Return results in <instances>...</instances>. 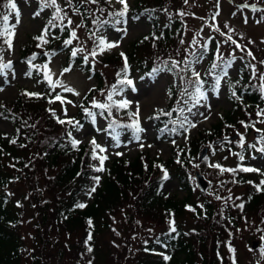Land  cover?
I'll use <instances>...</instances> for the list:
<instances>
[{"label": "trees", "instance_id": "16d2710c", "mask_svg": "<svg viewBox=\"0 0 264 264\" xmlns=\"http://www.w3.org/2000/svg\"><path fill=\"white\" fill-rule=\"evenodd\" d=\"M111 1L99 0L103 11L109 9ZM166 1L136 0L131 9L132 19L137 21L141 17H146L151 25L149 33L134 41L124 52V56L115 54L102 59L104 63L111 62L119 65L118 69L125 70L126 57L127 68L130 66L131 70L134 67L144 75L153 72L154 68H164L167 62V68L171 70L165 71L172 74L175 81L168 89L167 106L157 110L152 118L158 125L159 133L169 135L171 130L169 127L191 107L188 99L190 94H194L196 81L189 78L188 70L179 73L176 68H172L173 61L178 62V67H181L182 60H177L172 48L181 34V27L175 21L162 23L161 12L165 7L160 5ZM5 2L6 0H0V6ZM5 11L0 7V13ZM81 19L83 25L84 23L87 25L83 15ZM105 22L109 23V19L103 21V25ZM47 28L51 37L49 51L64 50L68 38L67 28L63 25L60 27L55 22L49 24ZM86 32L90 34L91 30ZM34 37L21 51L23 62L28 63L32 54L40 50L36 45L39 40ZM0 49H4L2 40ZM67 49L70 51L68 47ZM208 56L210 61L200 77L202 84L206 83L208 78L214 82L221 72L212 68L214 59L212 54L208 53ZM74 60L82 62L80 54ZM190 61L192 59L185 62ZM228 62L229 60L220 63L219 68ZM94 76L97 85L77 102L75 119L73 116L67 118L66 112L53 108L57 103H54L55 95L49 85L38 97L24 95L25 92L33 93L24 91L19 93L13 103L4 104L0 108V117L14 127L13 134L0 133V264H22L24 260L25 245L19 227L26 203L30 210L28 221L32 225L34 238L32 253L28 256L29 264H51L52 259H55L56 264L67 262L105 264L111 253L107 255L102 249L100 239L110 230L112 226L110 219L116 214H122V207H126L125 217L130 222V228L136 224L131 219L132 214L137 211L143 215L155 216L164 224L161 227L149 228L141 251V259L135 264H227L230 260L222 257V253L226 251L222 244H231L235 235L232 230L244 223L247 216L264 218V184L261 183L264 177H257V174L245 176V173L249 172L243 171L239 165L224 167L219 162L217 164L221 168L234 170L221 173L220 168L209 165V159L214 154L211 151L202 161L201 171L206 172L212 181L220 178L221 182H228L230 185L220 188L219 181L217 187L220 198L213 202L202 201L199 204L192 199L191 191H186L185 169L190 167V161L198 159L202 147L213 146L212 141L228 138L242 128L248 132L254 128V116L259 113L263 98L257 78L250 73V68L248 66L240 68L238 77L231 83L232 106L223 120L193 137L187 149L178 147L172 157L159 163L154 160L143 161L140 155L131 162L120 157L107 159L108 165L105 167L103 179H100V185L96 183L92 168L91 143L79 144L77 148H73L69 137L72 129L91 121V117L85 114V109L97 113L108 122L111 121L107 111L89 108L91 98L100 93L102 88L101 76L97 73H94ZM125 79V77L116 79L117 86L123 87L118 91L129 88L127 84L120 83ZM192 81L195 82L194 85ZM121 110V122L125 124L133 122L134 118H130L129 109ZM168 113L171 115H167ZM58 120L65 123H58ZM69 120L73 123H67ZM108 132L111 136L113 128ZM13 140L15 143H12ZM228 145L229 142H226L223 147ZM252 145H256L255 142H252ZM229 147L236 146L231 144ZM244 149L245 147L239 150L240 152L235 151L237 160L244 156ZM162 169L168 173L167 180H163ZM173 179L177 180L180 189L186 192L182 199L165 196L163 193L164 185ZM93 187L96 191L91 192L93 197L91 202L85 204L83 208L77 207L81 204L80 194ZM239 188L244 189V192L237 197L231 191ZM239 205H243V208ZM187 214H195L192 218H198L202 226L184 230L183 216ZM170 221H174L175 232L171 231ZM154 229H159V233L151 237ZM74 235L79 236L77 241H74ZM261 243L262 246L254 252L256 259L262 258L264 254L262 253L264 242ZM89 247L92 249L91 252L88 251ZM164 256L170 259L166 261ZM133 257V252L130 251L124 256V263Z\"/></svg>", "mask_w": 264, "mask_h": 264}, {"label": "rangeland", "instance_id": "374dc122", "mask_svg": "<svg viewBox=\"0 0 264 264\" xmlns=\"http://www.w3.org/2000/svg\"><path fill=\"white\" fill-rule=\"evenodd\" d=\"M135 1L127 0V14L124 17H120L110 15L123 10V5L118 3L117 0L111 1L107 11H103L99 0L97 3H90L87 0H71V4L69 0H57V4L62 9L61 16L66 17L61 24L59 20H52L54 8H46L40 11L39 0H16L21 11V19L19 25L15 28L16 37L12 50L9 51L7 45L4 44V61L11 60L13 67L0 74V88H3V91H0V108L4 104L13 103L21 92L43 93L46 86L49 85L45 79L44 72L50 69L52 80H58L60 85H62H58L55 90L52 89L54 97L60 95L64 100V103H61L55 99L54 103L57 104H54L53 108L60 112H66L67 118L73 116V119H75L77 102L97 85L94 76V73H97L101 76L102 88L100 93H96L91 98L89 108H93V101L103 104L108 102L110 104L111 102L108 101L107 96L110 92H113V86H115L116 93L119 94H113L114 102L118 103L127 100L130 113H134L137 105L139 106L140 127L144 129L143 132L139 133L141 139L140 141L135 140L133 129L127 127L116 128L114 125L115 131H113L111 136L109 135L108 130L110 129L111 121L115 120L123 125L133 123H122L120 120L122 110L117 109L115 106L112 107V115L109 116L111 121L108 122L103 117L96 115L95 122L91 118V121L85 123V125L72 129L71 136H69L70 139L76 138L80 140L79 144L89 143L92 139H95L98 144L107 148L104 153H99V150H97L98 154L107 156L109 160L120 157L127 162H131L140 155L139 157L143 161L154 160L157 163L164 162L172 157L178 147L187 149L188 143L193 137H196L203 130L211 129L223 120L232 106V101L230 100L231 83L238 77L240 68L248 66L250 73L253 75L254 66L255 77L263 98V104L259 112L264 111V92L261 91L264 81L260 79V76L264 75V63H261V61H264V11H252L250 7H243L244 4H255L257 9H264V0H187V3H185V0H167L160 5V7H165L161 12L162 23L166 24L169 20L175 21L181 27V34H179L174 47H172L177 60H182L181 67H177L176 70L182 73L187 59H192L193 61L199 57L200 63H191L192 61H190L189 64L192 69L200 73L201 77L210 61L208 53L213 56L212 65L214 63L218 65L215 70L219 71L220 63L226 60H229L231 66L226 68L227 75H224L222 71L218 74L220 77L218 86L216 82L218 76L214 82L211 81V78H208L206 83L201 84L204 98H201L198 104L193 99H188L189 104H191L189 108L191 111L187 108L184 115L169 127L171 129L169 130V135L159 133L158 125L155 124L152 116L157 110L167 106L169 100L168 89L174 84V76L167 71H161L158 74L151 72L144 75L139 73L134 67L130 70V66L125 70H120L118 69L119 65L111 62L104 63L102 59L105 56L124 53L134 41L149 33L151 25L146 17H141L137 21L132 19L131 9ZM38 11L40 15L35 16L34 13ZM180 13H184V15ZM82 15L87 20V25L86 23L83 25ZM107 19H109V23L105 22L103 25V21ZM50 20L57 23L60 27L63 25V27L67 28L68 38L66 40L72 39V31L76 32L77 38L72 39L71 45H66V50L53 52L54 50L49 51L51 49L49 48L51 37L47 35V44H41L40 41L36 44L40 47V50L29 58L31 64L23 62L22 49L32 42L34 36L42 35L43 29L49 26ZM69 20H71V24H69ZM117 20H120L121 23H115ZM9 24H15L14 14L10 16ZM216 28H219V31H216ZM89 29L91 30L90 34L86 32ZM125 29L126 32L124 31ZM229 35H231L232 40L241 45L240 48H237L235 44L227 40ZM100 38H104L109 43H116L119 46L111 49L105 47L101 54L100 48L97 47ZM193 40L196 41L195 44H193ZM217 47L223 56V60L217 57ZM76 49H83V51H77L76 54V56L80 54L82 62L75 61L76 56H72V51ZM93 50L97 52L94 57L92 56ZM249 52L252 53L251 56L248 55ZM33 56H35V59H32ZM85 57H87V60H85ZM44 65H47V69L44 68ZM66 68L70 70L65 72L64 69ZM188 76L193 81H196L192 71L188 70ZM118 77L132 80L133 85H128L129 88L123 92L118 91L122 87L117 86L116 79ZM193 81L191 82L192 85L195 84ZM183 85H187V83H183ZM66 87L73 89L74 92L65 91ZM74 93H79V95ZM68 101H71V103H68ZM133 118L135 119V117ZM207 118H209L208 122L203 123ZM262 120H264V116L255 115L253 121L255 126L251 132L242 128L238 133H232L229 136L230 145L228 147H223L224 143H228L227 140L225 142L215 140L212 141L213 146H204L200 149L201 151L205 148L207 149L203 159L199 161L196 158V160L190 161V167L185 169V176L187 177L186 191H191V197L194 201L201 204L202 201L213 202L219 197L217 184L221 179L218 178V180L214 179L212 181L206 172L201 171V163L211 151L214 154L209 159V165H216L220 162L224 167L239 165L243 169L255 168L257 171H245L249 172L248 174L245 173V176H255L257 174V177H264V153L257 151V149L264 147V143L260 142L261 137L258 138L254 135L257 129H260L261 135H264V123L260 122ZM181 122H184L183 128L180 127ZM189 122L195 123L196 127H189ZM176 126L180 128L176 129ZM0 133H14L13 125L1 117ZM117 134H119V147L116 146L117 140L114 139ZM241 136L243 137L242 142ZM252 142H255L257 147L252 148ZM241 143H243V147ZM231 144L236 147H229ZM244 147V159L237 160L235 151H239ZM116 153H122V155H116ZM107 165L105 160L104 171L97 172L95 168L100 167L99 160H93L92 162L94 175L99 177V185L100 179H103L105 175V167ZM182 172H184V169ZM195 172H199L208 183V187L204 192L197 189L195 185ZM229 185L228 182L220 181V188ZM243 190L239 188L231 192L235 196L240 197V193L244 192ZM163 193L165 196H173L176 199H182L186 195V192L180 189L179 182L174 179L164 185ZM87 194L91 195V190L86 189L85 193L80 194L79 202L81 204L85 205L91 202L93 197H88ZM27 205L28 203L25 204L26 208L24 207L22 210L19 227L20 235L25 245V257L22 264H29L30 262L28 256L32 253L31 246L34 239L32 225L28 221L30 210ZM122 211V214H116L113 219H110L112 226L100 239L102 249L107 252V255L111 253L105 264H135L141 259V251L143 250V244L146 241L145 237H147L149 228L164 226L159 218L143 215L137 211L132 214L131 219L136 224L133 225V228H130V222L125 217L126 207H122ZM192 216H195V214L183 216L184 225L182 228L184 230L202 226V222L198 218H192ZM158 230L154 229L151 237H155L159 233ZM232 231L235 235L231 244H222L226 249L225 253H222V257L230 260L227 264H233V261H235V264H264V254L259 259L254 257V252L262 246L261 241L264 242V218L255 215L247 216V220L244 219V223ZM74 237V241L79 238L78 235H74ZM256 238L259 240H256ZM253 241L258 242L255 249H251ZM230 249L234 251H230ZM130 251L133 252L134 257L129 262L124 263L123 258ZM51 264H56L55 259L51 260ZM66 264L71 263L67 262Z\"/></svg>", "mask_w": 264, "mask_h": 264}, {"label": "snow or ice", "instance_id": "6c2138e0", "mask_svg": "<svg viewBox=\"0 0 264 264\" xmlns=\"http://www.w3.org/2000/svg\"><path fill=\"white\" fill-rule=\"evenodd\" d=\"M87 2H90V3H97L98 0H87ZM118 3L122 4L123 5V10L122 11H119L115 14H110V15H116V16H120V17H124L126 14H127V11H128V2L127 0H117ZM69 3L71 4V0H69ZM185 3H187V0H185ZM39 4H40V11H43L44 9L46 8H54L55 11L53 13V16H52V20H59L61 22V24L63 23V20L66 18L65 16H61V12H62V9L59 7V5L57 4V0H39ZM0 7H3L6 11L3 12V13H0V40L3 41L4 44L7 45V49L10 51L12 50L13 48V42H14V39L16 37V31H15V28L17 25H19L20 23V19H21V11L16 3V0H6V2L0 6ZM243 7L245 8H251L252 11H264V9H257V6L255 4H252V5H248V4H244ZM76 10V9H74ZM14 14V17H15V24L13 25H10L9 24V18L10 16H12ZM181 15H184V13H180ZM35 16H39L40 15V12H35L34 13ZM52 20L49 21V24H52ZM115 23L119 24L121 23L120 20H117L115 21ZM69 24H71V20H69ZM225 27H227V25H225ZM216 31H219V28H216L215 29ZM48 28H44L43 31H42V35L40 36H37V37H34V39H37L40 41L41 44H47L48 43V40L46 39L47 35H48ZM126 32V29L124 30ZM221 35H223V33H221ZM71 37L72 39H75L77 38L76 37V32L75 31H72L71 32ZM72 39H68L65 41V44L66 45H71L72 44ZM227 40L231 41V43L235 44L237 48H240L241 45L237 44L235 40H232V37L231 35H229L227 37ZM181 43H183V41H181ZM196 41L193 40V44H195ZM251 43V41H250ZM119 45L116 44V43H109L108 41H106L104 38H100L99 39V44H98V48H100V52L102 54V52L104 51V48L106 47L107 49H111L113 47H118ZM77 51H83V49H76V50H73L72 51V56L75 57L76 54H77ZM3 52H4V49H0V74H3L5 72V70H8V69H11L13 67L12 65V61L9 60L7 62L4 61V56H3ZM216 52H217V57L220 59V60H223V56L220 54L219 52V48L217 47L216 49ZM95 55H97V52L95 50H93L92 52V56L94 57ZM122 56H124V53H121ZM193 55H195V53H193ZM248 55H252L251 52L248 53ZM32 59H35V56L32 57ZM253 59H255V57H253ZM85 60H87V57H85ZM29 64H31V60L28 61ZM191 63H200V58L197 57L195 60H193ZM261 63H264V61H261ZM186 66H185V71L187 70H190L192 71V75L196 78V85H195V94H190V99H193L195 101L196 104L199 103V100L201 98H204V94L203 92L201 91V84H202V81L200 79V73L198 71H196L195 69H192L191 68V65L188 63V62H185ZM231 66V63L228 62L227 64H225L223 67H221V71L224 73V75H227V72H226V68L227 67H230ZM178 67V62L176 61H173L172 62V68H177ZM218 65L217 64H213L212 65V68L215 69L217 68ZM44 68L47 69V65H44ZM125 68H127V58L125 57ZM70 69H64L65 72L69 71ZM165 70H168L170 71L171 69H168L167 68V62H165V67L164 68H154L153 69V73L154 74H158L160 73L161 71H165ZM44 76H45V79L48 81V84L49 86L55 90V88L60 85V81H53L52 80V74H51V70L48 69L44 72ZM253 76L255 77V68L253 66ZM260 79L261 81H264V75H261L260 76ZM217 86L219 85V82H220V77L218 76L217 77ZM121 84H127V85H133V81L132 80H128V79H125V80H121L120 81ZM62 86V85H60ZM134 90V89H133ZM0 91H3V88H0ZM65 91H68V92H74L73 89L71 88H65ZM120 91H123L122 89ZM261 91L264 92V84H262L261 86ZM185 92H187V88L185 89ZM116 93V88L115 86H113V92H110L107 96V99L108 101L112 102L111 104H103V103H98L96 101H93L92 103V107L94 108H98V109H101L102 111H107L108 115L111 116L112 115V107L115 106L117 109H127L128 106H129V102L127 100H123V101H120V102H114L113 101V94ZM76 95H79V93H74ZM116 94H119V93H116ZM24 95H28V96H39L38 93H28V92H25ZM56 100H59L61 103H64V100L62 99V97L60 95H57L55 97ZM50 103H52L53 101H49ZM68 103H71V101H68ZM183 111V110H181ZM189 111H191V109H189ZM85 114L88 116V117H91L93 122H95V119H96V115L97 113H94L92 111H89L87 109H85ZM102 114V113H101ZM167 115H171V113H168ZM258 116H264V111H261L259 113H257ZM129 116L130 118L131 117H135V119L133 120V123L132 124H128V125H123V124H118L115 120H113L109 127L110 128H113V125H115V127H127V128H131L133 129V132H134V138L136 141H140L141 137L139 135V133L143 132L144 129L140 127V119H139V116H140V113H139V106L137 105V109L134 113H129ZM261 123H264V120L260 121ZM58 123H65V121L63 120H58ZM67 123L69 124H72L73 122L71 120L67 121ZM175 123V122H173ZM79 124V122H77V125ZM77 125H73V127H76ZM180 127H184V122H181L180 124ZM189 127L191 128H195L196 127V124L195 123H191L189 122ZM245 127H248V125H245ZM79 130V129H78ZM113 131H115V128H113ZM258 132H260L261 130L260 129H257ZM69 136H71V133H69ZM114 139L117 140V144L116 146L119 147V142H118V139H119V134H117L116 137H114ZM227 139V138H225ZM243 141V137L241 136V142ZM81 141L76 139V138H73L71 140V143H72V147L73 148H77L79 143ZM260 142L261 143H264V135H261V138H260ZM12 143H15V140L12 141ZM91 145H92V159L93 160H99V163H100V167H96L95 168V171L97 172H101V171H104V168H103V165H104V162L105 160L108 159L107 156H104V155H99L97 150H99V153H104L107 151V148L105 147H102L100 144H98L96 142L95 139H92L90 141ZM241 146L243 147V143H241ZM141 147H143V145H141ZM252 147H255V146H252ZM257 151L261 152V153H264V147H261L259 149H257ZM116 155H122V153H116ZM241 160L244 159L243 156L240 157ZM179 163V161H177ZM210 167H216V168H220V171L221 173L223 172H226V171H234L232 169H224V168H221L220 165H210ZM243 171H257V169L255 168H244L242 169ZM162 171L164 172L163 174V180H167L168 179V173L167 171H164L162 169ZM96 183L97 185L99 184V177H96ZM262 184H264V181L261 182ZM257 189L260 190L259 186H257ZM96 191V188L93 187L91 189V192H95ZM220 197H217V199H219ZM229 199H231V197H229ZM77 207H80V208H83L85 207L84 204H79L77 205ZM239 207L243 208V205H239ZM89 223H91V221H89ZM170 225H171V231L172 232H175L176 229H175V226H174V221H170ZM89 239H91V237L89 236ZM88 251L91 252L92 249L89 247L88 248ZM230 251H234L232 249H230ZM262 253H264V249H262ZM164 259L167 261L170 259V257L168 256H164ZM233 264H235V261H233Z\"/></svg>", "mask_w": 264, "mask_h": 264}, {"label": "water", "instance_id": "95a60500", "mask_svg": "<svg viewBox=\"0 0 264 264\" xmlns=\"http://www.w3.org/2000/svg\"><path fill=\"white\" fill-rule=\"evenodd\" d=\"M254 135L256 137L260 138L261 137V132L256 131V132H254ZM206 153H207V149L206 148L203 149L202 151H200L199 155H198V160L201 161ZM194 179H195V185H196L197 189H199L200 191L204 192L207 189V187H208V183L204 179V177L199 172H195L194 173ZM257 245H258V242L257 241H253L252 244H251V248L255 249L257 247Z\"/></svg>", "mask_w": 264, "mask_h": 264}, {"label": "bare ground", "instance_id": "6f19581e", "mask_svg": "<svg viewBox=\"0 0 264 264\" xmlns=\"http://www.w3.org/2000/svg\"><path fill=\"white\" fill-rule=\"evenodd\" d=\"M208 120H209V118L205 119L203 123H207V122H208Z\"/></svg>", "mask_w": 264, "mask_h": 264}]
</instances>
